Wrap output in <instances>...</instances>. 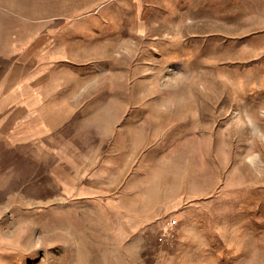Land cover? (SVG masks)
<instances>
[{"label":"rangeland","instance_id":"1","mask_svg":"<svg viewBox=\"0 0 264 264\" xmlns=\"http://www.w3.org/2000/svg\"><path fill=\"white\" fill-rule=\"evenodd\" d=\"M50 17L68 103L0 135V264H264V0H0V52Z\"/></svg>","mask_w":264,"mask_h":264},{"label":"crops","instance_id":"2","mask_svg":"<svg viewBox=\"0 0 264 264\" xmlns=\"http://www.w3.org/2000/svg\"><path fill=\"white\" fill-rule=\"evenodd\" d=\"M63 17H50V28L39 26L22 46L14 41L10 51L0 52V135L35 143L63 124L55 105L68 100L57 72L73 52L72 22Z\"/></svg>","mask_w":264,"mask_h":264},{"label":"built area","instance_id":"3","mask_svg":"<svg viewBox=\"0 0 264 264\" xmlns=\"http://www.w3.org/2000/svg\"><path fill=\"white\" fill-rule=\"evenodd\" d=\"M173 223H176V221H174Z\"/></svg>","mask_w":264,"mask_h":264}]
</instances>
